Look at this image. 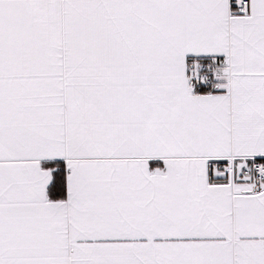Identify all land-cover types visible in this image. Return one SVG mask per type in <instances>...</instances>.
Masks as SVG:
<instances>
[{
    "label": "snow or ice",
    "instance_id": "snow-or-ice-1",
    "mask_svg": "<svg viewBox=\"0 0 264 264\" xmlns=\"http://www.w3.org/2000/svg\"><path fill=\"white\" fill-rule=\"evenodd\" d=\"M0 264H264V0H0Z\"/></svg>",
    "mask_w": 264,
    "mask_h": 264
}]
</instances>
